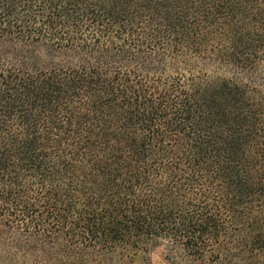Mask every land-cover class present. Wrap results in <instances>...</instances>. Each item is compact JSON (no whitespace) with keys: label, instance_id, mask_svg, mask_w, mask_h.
Returning <instances> with one entry per match:
<instances>
[{"label":"trees","instance_id":"obj_1","mask_svg":"<svg viewBox=\"0 0 264 264\" xmlns=\"http://www.w3.org/2000/svg\"><path fill=\"white\" fill-rule=\"evenodd\" d=\"M264 264V0H0V264Z\"/></svg>","mask_w":264,"mask_h":264},{"label":"rangeland","instance_id":"obj_2","mask_svg":"<svg viewBox=\"0 0 264 264\" xmlns=\"http://www.w3.org/2000/svg\"><path fill=\"white\" fill-rule=\"evenodd\" d=\"M168 250L165 246L155 249L151 254V264H169Z\"/></svg>","mask_w":264,"mask_h":264}]
</instances>
